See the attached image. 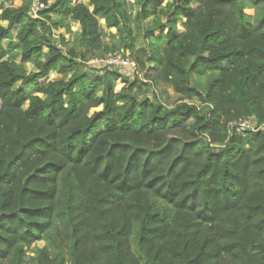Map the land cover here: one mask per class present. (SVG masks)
Returning a JSON list of instances; mask_svg holds the SVG:
<instances>
[{"label": "trees", "instance_id": "16d2710c", "mask_svg": "<svg viewBox=\"0 0 264 264\" xmlns=\"http://www.w3.org/2000/svg\"><path fill=\"white\" fill-rule=\"evenodd\" d=\"M42 4L0 0V264H264V0Z\"/></svg>", "mask_w": 264, "mask_h": 264}, {"label": "rangeland", "instance_id": "374dc122", "mask_svg": "<svg viewBox=\"0 0 264 264\" xmlns=\"http://www.w3.org/2000/svg\"><path fill=\"white\" fill-rule=\"evenodd\" d=\"M81 1H83L85 3L88 2V0H81ZM0 23L3 25L6 24L5 22H0ZM71 26H72L73 30H76L78 28V24H76L75 22H72ZM65 31L66 30H64L63 28H59V29L55 30V33H60V32H65ZM65 36H66V38H69V39L73 38V36L70 33H65ZM14 58L17 59L15 56H14ZM108 59H111V57H109ZM90 63L93 66L99 65V64H96L94 61H90ZM30 68L31 67L29 65H27V69H30ZM123 71L126 75H130V76L133 72L131 69L126 68V67L123 69ZM57 77H59V75H56L55 73H51V75H50V78H57ZM132 77H133V75H132ZM142 92L145 93L149 98H156L157 100L159 99L160 101H162L166 105H172L178 100V95L173 91V89L168 87V86H165L163 84H156L153 86L152 85L145 86L143 88ZM43 244H44L43 242H39L36 245L42 246Z\"/></svg>", "mask_w": 264, "mask_h": 264}, {"label": "built area", "instance_id": "2783aa9c", "mask_svg": "<svg viewBox=\"0 0 264 264\" xmlns=\"http://www.w3.org/2000/svg\"><path fill=\"white\" fill-rule=\"evenodd\" d=\"M41 7H43L42 0H32L31 9H32L33 13H35L37 11V9H39ZM118 61H120L121 63H123L125 65H131V66L135 65V63L131 59L121 57V55H116L114 57H111V59L106 60L107 63L118 62ZM248 128H252V123L249 120L242 119V120L238 121L237 130L243 131V130L248 129Z\"/></svg>", "mask_w": 264, "mask_h": 264}]
</instances>
